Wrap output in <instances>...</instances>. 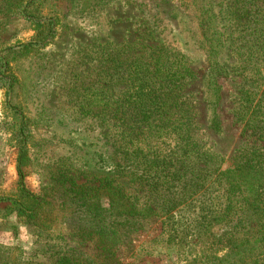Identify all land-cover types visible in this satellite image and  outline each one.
<instances>
[{"label": "rangeland", "instance_id": "1", "mask_svg": "<svg viewBox=\"0 0 264 264\" xmlns=\"http://www.w3.org/2000/svg\"><path fill=\"white\" fill-rule=\"evenodd\" d=\"M29 1L0 0V52L27 44L36 34V24L20 15ZM37 1L43 16L53 19L55 32L45 46L9 63L11 100L0 87V197H15L14 134L22 120L24 184L42 204L32 220L0 217V264H186L203 248L215 252L238 234L255 235L257 220L243 210L198 238L195 223L211 195L174 210L166 223L176 238L173 248L147 244L164 218L125 223L106 199L93 196L98 182L116 173V164L127 180L130 158L122 157L121 141L124 129L136 124L128 121L125 127L115 120L113 103L94 104L104 103L99 90L105 86L116 98L122 95L123 70L139 55L184 59L204 151L222 169L247 156L259 142L236 114L244 97L255 93L252 104L264 98V0ZM206 10L215 14V29L222 34L216 87L207 80L208 47L202 37L210 35L213 22L203 21ZM251 107L264 112L263 105Z\"/></svg>", "mask_w": 264, "mask_h": 264}, {"label": "trees", "instance_id": "2", "mask_svg": "<svg viewBox=\"0 0 264 264\" xmlns=\"http://www.w3.org/2000/svg\"><path fill=\"white\" fill-rule=\"evenodd\" d=\"M40 7L41 3L37 0H30L20 9V15L37 26L32 41L0 52V87L9 91L10 100L14 80L6 74L9 63L26 52L42 48L54 36V21L43 16ZM200 15L204 17L203 21L210 19L213 22L210 35L203 36L202 41L208 47L204 53L208 62L207 80L216 87L214 82L219 73L216 59L222 34L215 29V14L206 10ZM183 60H170L158 54H150L147 58L139 55L123 70V88L119 98L112 92L110 94L106 86L99 90L104 103L94 104L95 107L114 104L115 120L123 123L122 126L132 120L136 124L129 132L124 129L121 141H126L122 143V157L130 158L128 164L131 170L127 180H122L124 170L116 164V173L98 182L93 196L106 199L108 209L125 223L164 218L156 235L147 244L157 243L158 247L171 249L176 238L168 233L166 223L172 218L174 210L196 202L201 196L207 198L214 195L208 208L202 209L200 220L195 223L198 238L210 236L214 224L230 222L232 218H238L243 210H249L257 220V232L253 236L238 234V237L225 241L215 252L203 248L196 258L186 264H264V112L261 108L258 111L251 107L264 106V98L252 104L255 93L244 97L243 108L236 114L238 122L243 121L244 127L257 137L259 146H254L247 156L222 169L204 151L196 133V106L191 102L186 82L189 70ZM215 97L217 101L218 90ZM87 103L89 105V100ZM12 110L17 113L13 106ZM218 122L214 113L212 127L215 128ZM14 147L15 197H0V217L14 215L32 220L36 218L42 200L24 184L27 133L22 120L14 134ZM158 200L165 201L157 204ZM219 251L224 253L219 256Z\"/></svg>", "mask_w": 264, "mask_h": 264}]
</instances>
